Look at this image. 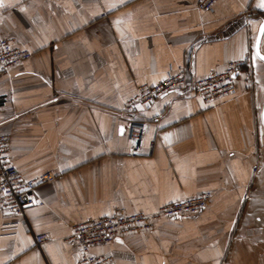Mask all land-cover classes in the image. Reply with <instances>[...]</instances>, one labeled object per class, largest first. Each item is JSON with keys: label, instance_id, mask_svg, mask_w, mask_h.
<instances>
[{"label": "crops", "instance_id": "0c3cea01", "mask_svg": "<svg viewBox=\"0 0 264 264\" xmlns=\"http://www.w3.org/2000/svg\"><path fill=\"white\" fill-rule=\"evenodd\" d=\"M1 0L0 37L33 56L0 71V133L42 203L0 212V264H77L74 223L155 211L201 192V212L92 247L117 264H264V61L254 52L261 0ZM264 54V33L260 40ZM241 61L235 90L204 102L191 82ZM188 83L132 114L157 120L149 155L121 152L142 84ZM51 239L38 246L36 235Z\"/></svg>", "mask_w": 264, "mask_h": 264}, {"label": "built area", "instance_id": "2783aa9c", "mask_svg": "<svg viewBox=\"0 0 264 264\" xmlns=\"http://www.w3.org/2000/svg\"><path fill=\"white\" fill-rule=\"evenodd\" d=\"M216 1L197 0L196 7L203 11L211 10ZM32 56L33 52L30 49L21 46L14 39L0 37L1 72L7 73ZM241 64V61L229 60L221 69L212 70L206 75L194 78L191 82L193 92L204 102H215L232 94ZM187 83L184 72L178 71L168 74L160 82L152 85L142 84L138 87L137 92L124 107V111L131 116L121 148L122 154L128 156L149 155L154 147L155 135L159 127L158 122L132 114L135 106L138 104L149 106L159 95L183 87ZM10 143V135L0 133V212L11 211L19 216H24L27 206L42 203L37 193V186L54 181L56 175L47 171L37 177H25L19 168L11 162ZM210 198L211 192L204 191L195 196L164 204L149 213L127 212L123 208H117L110 215L72 224L67 240L81 253L77 264H117L111 255L94 254L92 247L110 243L129 233L152 230L160 219L197 214L206 208ZM50 239L47 232L36 235L38 246Z\"/></svg>", "mask_w": 264, "mask_h": 264}, {"label": "water", "instance_id": "95a60500", "mask_svg": "<svg viewBox=\"0 0 264 264\" xmlns=\"http://www.w3.org/2000/svg\"><path fill=\"white\" fill-rule=\"evenodd\" d=\"M262 28H264V17L262 18L260 24H259V27H258V30H257V34H256V38H255V43H254V52L256 54V56L264 61V54L260 51V40H261V37H262ZM261 120H262V123L264 125V104H263V107H262V111H261Z\"/></svg>", "mask_w": 264, "mask_h": 264}, {"label": "snow or ice", "instance_id": "6c2138e0", "mask_svg": "<svg viewBox=\"0 0 264 264\" xmlns=\"http://www.w3.org/2000/svg\"><path fill=\"white\" fill-rule=\"evenodd\" d=\"M259 6L264 7V0H261V4ZM262 33H264V28H262ZM262 58H264V57H262Z\"/></svg>", "mask_w": 264, "mask_h": 264}]
</instances>
